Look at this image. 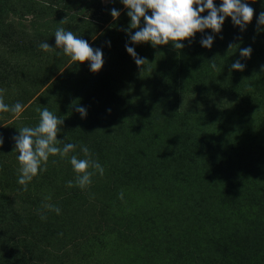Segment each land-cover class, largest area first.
<instances>
[{"label": "rangeland", "instance_id": "obj_1", "mask_svg": "<svg viewBox=\"0 0 264 264\" xmlns=\"http://www.w3.org/2000/svg\"><path fill=\"white\" fill-rule=\"evenodd\" d=\"M221 2L214 0L217 7ZM241 2L254 10L244 31L226 17L220 33L197 32L177 50L171 42L132 44L130 35L139 29H129L121 0L94 5L6 0L0 16V90L5 104L19 102L24 111L18 118L0 113V195L36 226L30 259L264 264V25H257L264 0ZM13 4L29 14L17 19ZM113 8L120 12L117 19ZM50 13L58 17L48 23ZM61 27L102 51L98 72L56 47L54 33ZM207 35L214 36L211 48L200 43ZM43 42L53 49L42 50ZM126 44L148 62L138 67ZM246 47L252 49L250 58L240 56ZM195 56L200 58L193 61ZM237 60L243 71L231 68ZM93 95L101 97L109 115L90 135L61 129L57 139L77 145L75 153L50 156L47 170L24 191L13 137L23 127L37 126L38 109L45 107L64 122H79L75 107L92 115L85 97ZM82 145L104 175L95 174L84 189L68 187L77 176L70 157L85 158ZM47 204L58 206L60 214Z\"/></svg>", "mask_w": 264, "mask_h": 264}, {"label": "clouds", "instance_id": "obj_2", "mask_svg": "<svg viewBox=\"0 0 264 264\" xmlns=\"http://www.w3.org/2000/svg\"><path fill=\"white\" fill-rule=\"evenodd\" d=\"M121 2L128 9L129 29H139L130 35L132 44L149 42L155 47L171 42L177 50L184 47L180 41L192 38L197 32L202 33L205 29H211L212 33H220L226 17H230L233 25L244 31L247 24L252 21L254 14L253 8L247 3H242L241 0H222L219 7L214 4V0H121ZM148 11L151 15L146 14ZM205 11L208 14L202 16L201 13ZM119 15L120 12L115 8L111 10L113 19H117ZM142 18L144 26L141 28ZM257 25H264V12L259 14ZM54 35L56 47H62L64 54L72 61L81 64L85 61L90 62V70L94 73L102 68L104 61L100 49L94 50L87 41L76 37L72 31H66L63 27L56 29ZM213 41L214 36L207 35L200 43L202 47L211 48ZM232 46L229 45V48ZM39 47L45 52L53 49L47 42L41 43ZM125 49L138 67L148 62L146 58L139 57L133 47L126 44ZM251 52V47L243 48L240 50V56L250 58ZM211 67L215 70L217 65L213 63ZM231 68L243 71L245 65L237 60L232 63ZM2 91L0 90V113L11 112L18 118L24 111V107L19 102L12 106L5 104ZM75 110L81 118L86 116L84 107L76 106ZM38 111L40 113L39 124L35 127H23L19 130V135L13 137L20 164L18 183L23 186L24 191L28 190V184L39 172L47 170L50 156L59 155L64 158L69 153H75L77 148V145L64 143L57 139L64 120L55 116L46 107ZM2 144L3 139L0 138V145ZM80 151L85 158H78L76 154L70 157V164L77 176L75 182L70 180L67 186H79L84 189L91 185L95 174L103 176L105 170L98 161L92 159L91 152L86 145L80 146ZM119 198L123 199L122 192ZM45 208L56 214H60L61 211L58 206L52 204L45 205ZM45 218L41 216V219Z\"/></svg>", "mask_w": 264, "mask_h": 264}, {"label": "trees", "instance_id": "obj_3", "mask_svg": "<svg viewBox=\"0 0 264 264\" xmlns=\"http://www.w3.org/2000/svg\"><path fill=\"white\" fill-rule=\"evenodd\" d=\"M95 1L97 0H85V3L94 5ZM5 2L4 0H0V16L6 12L4 8L6 5ZM12 10H14L17 19H22L23 16L29 14L27 13L28 11L22 13L20 8L15 4L12 5ZM52 14L53 13H50L47 16L46 20H48V23L57 20L58 16L53 18ZM18 24L21 25V21H18ZM194 58L193 61H196L200 56H195ZM263 80L264 79H261V83L264 82ZM89 86L86 85L84 91H87ZM90 97L94 98L90 99ZM85 100V104L88 105V108H91L89 112L92 115L87 114V117L78 120L79 122H63L61 125L62 130L67 131L71 130L69 128L75 127V135H80L82 133L90 135L92 131L96 129V127L92 128V126L98 121L101 122L102 118L109 115V110H105V105L102 103L101 97L93 95L85 97ZM88 138L93 139L92 137H87L86 139ZM36 232V226L32 225L31 221L27 222L20 218L11 207L10 203L0 195V264H39L36 259H30L29 247L33 243L32 236L34 234L36 235ZM27 252H29V257L27 256Z\"/></svg>", "mask_w": 264, "mask_h": 264}]
</instances>
